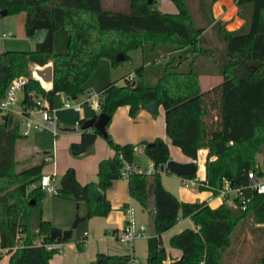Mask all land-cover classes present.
Instances as JSON below:
<instances>
[{"label": "trees", "instance_id": "obj_1", "mask_svg": "<svg viewBox=\"0 0 264 264\" xmlns=\"http://www.w3.org/2000/svg\"><path fill=\"white\" fill-rule=\"evenodd\" d=\"M126 1V10H113L105 8L103 0H0V9L7 14L25 12L26 35L34 37L45 30L31 50L0 52V97L13 78L30 73L32 63L42 66L51 61L54 68L51 88L29 77L23 88L24 110L27 105L37 103L31 94L44 95L52 103L53 95L61 91L75 100L101 58L116 65L129 57L130 50L142 49V63L135 68L132 80L126 75L123 84L113 80L98 90L99 113L108 116L106 134H100L94 126L81 128L80 139L70 144L72 154L77 156L101 135L114 154L98 162L94 182L81 183L75 169L67 167L58 179V192L61 189L59 193L84 201V218L109 214L111 205L106 190L121 178L124 162H135L138 146L114 141L108 124L118 106L128 105L129 114L135 117L151 102L162 105L167 135L185 155L196 159L200 149L208 148L206 178L198 180L201 190L216 192L224 178L232 187L245 186L249 170L264 177V168L257 159L264 144V0H236L241 13L250 12L246 25L236 31L213 23L212 5L217 0H198L196 9L191 7L190 0H172L177 12L171 13L160 11L156 0ZM212 23L226 46L218 58L223 79L202 91L197 60L214 53L203 41L204 29ZM60 27L68 31V51L56 53L54 32ZM120 54L122 60L117 59ZM42 83L51 85L44 80ZM213 110L217 111L216 117ZM2 116L0 258L9 254L8 264H50V257L59 248L45 245L67 240L50 236L56 227L42 214L44 191L38 180L48 156L53 154L44 150L36 162L22 165L16 158L17 143L24 138L19 133L17 118L12 114H6V119ZM84 120H79L80 126ZM141 145L154 163V170L130 172L129 194L149 211L158 236L173 227L180 217H189L195 226L170 238L171 245L182 251L171 264H264V242L252 250L245 262L241 259L245 246L238 245L239 240L234 244L232 239L237 228L239 235L246 228L251 233L261 230L264 234V193L245 190L249 200L244 207L227 203L212 207L206 201H180L165 189L160 178L162 171L172 173L166 168L171 160L169 145L160 137L142 141ZM183 177L195 178V173ZM129 257V254L98 253L95 262L128 264ZM147 260L148 264H167L164 246L158 247Z\"/></svg>", "mask_w": 264, "mask_h": 264}, {"label": "crops", "instance_id": "obj_2", "mask_svg": "<svg viewBox=\"0 0 264 264\" xmlns=\"http://www.w3.org/2000/svg\"><path fill=\"white\" fill-rule=\"evenodd\" d=\"M122 0H103V6L109 5L111 7L118 6ZM156 7L162 12H177V7L172 0H156ZM212 13L215 22L221 23L228 31H236L243 28L247 21L250 12L247 10L246 14L241 13V8L237 5L236 0H217L212 5ZM1 19L2 25L5 23L9 29H15L18 36L13 37L12 33L8 37L9 40L5 43V47L0 49L3 51H25L31 50L35 46V42L39 41L41 35L38 31L34 37H29L25 34V12H18L12 17ZM213 23L204 29L203 41L204 45L212 49L213 55H205L198 58L200 63L199 79L201 90L206 91L213 86L222 82V75L220 72L219 57L225 52V42L222 35L219 33L217 27H213ZM217 30V37L211 39L206 36V33ZM4 33V32H3ZM2 33V34H3ZM1 34V36H2ZM53 50L58 52H67V43L69 34L67 29L60 27L54 32ZM224 43L219 45V41ZM140 57L135 61L134 69L124 73V76L133 73L135 68L142 63V49L140 48ZM220 54V56L218 55ZM51 63V61L47 62ZM46 63V64H47ZM219 66L217 70L212 68V65ZM40 66L36 63L30 65V71L35 70ZM123 76V78H124ZM107 76L103 79H97L89 90L84 92L82 99L75 98V103L79 104V108H64L61 106L62 98L65 94L61 91L52 97L51 106L54 110L55 116L60 127V138H56L54 143L55 151L52 152L53 157L47 160V164L42 169V174H53L57 181L61 174L67 167H73L77 180L81 183L97 181V170L99 161L104 158H109L114 154V149L108 146L103 136L99 135L90 148L77 156L71 153L70 144L76 142L81 137V128L79 125L80 119H90L95 115H99V107L91 105L87 101V94L91 89L100 90L108 82ZM51 88L52 85L47 86ZM74 103V104H75ZM138 114L133 117L129 114V106L124 104L118 106L111 117L107 130L117 143L124 144L130 142L136 144L135 162L142 168H151L154 163L146 155L142 141H153L158 137L162 138L167 145H169L170 159L179 162L197 163L195 171V178L198 180H205L206 172V156L208 148H202L198 151L196 159H192L185 155L181 148L171 143L165 129V113L162 105H157L154 112H150L145 107H142ZM214 116H217V111L213 110ZM63 126V127H61ZM69 128V130H64ZM48 130V129H47ZM41 131V130H40ZM35 132V131H34ZM51 132V131H50ZM53 134V133H52ZM59 134V135H60ZM38 149V148H37ZM40 150V149H39ZM44 152V151H43ZM163 186L171 194L177 197L180 201H207L208 205L215 207L221 204V200L216 197L210 189L201 190L198 184L190 187L182 185V177L174 173L162 171L160 175ZM111 210L106 216L95 215L90 218H84L74 228L73 233L69 239L58 244L59 251L53 254L49 262L50 264H87L93 263L96 260L98 253L108 255H135L143 262L148 263L147 258L155 254L158 247L164 246L166 250L165 263L171 264L182 253L180 248H175L171 245L170 238L178 232L187 229L195 228L192 220L189 217H180L173 227L165 230L158 236L154 227L149 211L141 206L139 201L131 196L128 192V179L117 178L113 184L106 190ZM210 199V200H209ZM42 214L43 218L49 220L53 226L63 230L68 228L72 221L78 216L84 217L86 215V203L82 200H76L74 197L64 193L47 192L43 195L42 200ZM127 207L133 211V217L136 225H141L146 228L144 236L137 237L131 242L119 241L113 234V230L121 231L128 221ZM181 215V211H180ZM83 248H80V245ZM9 254H4L0 258V264H8Z\"/></svg>", "mask_w": 264, "mask_h": 264}, {"label": "built area", "instance_id": "obj_3", "mask_svg": "<svg viewBox=\"0 0 264 264\" xmlns=\"http://www.w3.org/2000/svg\"><path fill=\"white\" fill-rule=\"evenodd\" d=\"M10 32L3 33L2 36H10ZM48 64V63H47ZM43 65H46L43 64ZM42 65V66H43ZM42 66H35L37 68H42ZM29 77L36 78L45 88H48L42 83V80L37 77L35 70L30 71L29 74L19 75L13 78L3 96L0 97V115L12 114L17 118L19 133L23 137H27L31 132L40 131L48 129L56 137L60 134V127L57 121V116L54 114V110L47 100V97L36 96L31 94V98L36 100V104L27 105L26 109L21 107L19 109H14L13 105L17 103V94L19 91L23 92L24 85L26 84ZM129 80L133 79V73L127 75ZM101 94L99 91L91 89L87 94V101L92 105L99 107ZM61 106L64 108H79V104H74L72 99L64 96L62 98ZM53 156H48V159H51ZM141 168L135 162H124L123 167L121 168V178H127L130 172L132 171H142ZM148 172L154 170V166L146 169ZM248 182L245 186L241 187H232L229 184V181L224 178L223 184L219 187L216 192H212L216 197L221 200V203H227L232 207H244L245 203L249 200V196L245 190L251 192L264 193V177L255 175L253 170L247 172ZM182 177V185L185 187H190L194 184H198L197 178H188ZM39 181V185L43 191L57 193L58 192V181L53 174H42ZM212 191V190H211ZM210 200V199H209ZM207 203V201H206ZM208 204V203H207ZM128 213V221L121 231L112 232V234L122 242H131L137 237L144 236L146 228L141 225H136L133 217V211L130 207L126 209ZM45 246L59 248L56 243H47ZM128 264H143L141 260L135 255H130ZM148 264V263H145Z\"/></svg>", "mask_w": 264, "mask_h": 264}, {"label": "rangeland", "instance_id": "obj_4", "mask_svg": "<svg viewBox=\"0 0 264 264\" xmlns=\"http://www.w3.org/2000/svg\"><path fill=\"white\" fill-rule=\"evenodd\" d=\"M105 1V0H104ZM164 1V0H163ZM190 5L193 9L197 8L198 0H190ZM105 8L113 9V10H126L128 8V4L126 0H122V3L118 6L111 7L109 5L104 6ZM17 13H8L7 16H4V18L12 17V15ZM0 18H3V16L0 14ZM10 31L12 35L18 36L15 29H9L7 25L4 23L2 25L1 19H0V49H3L5 47V43L9 40V38H4L1 36V34L8 33ZM206 36L211 37V39H215L217 37V30L212 29V31H209L206 33ZM216 40V39H215ZM224 43L219 41V45H223ZM140 48L132 49L129 51V57L126 59H123V61L117 63L116 65H112L110 60L108 58H101L98 63L97 67L92 71L90 78L85 81L83 85V92L77 96V99H82L84 96V92L89 90L91 87H94L93 84L96 83L97 79H103V77L107 76L108 80H116L119 84H123V76L124 73H127L130 70L134 69V64L137 59L140 57ZM220 56V54H218ZM137 65V64H136ZM212 68L217 70L219 66L212 65ZM22 97L23 92L19 91L17 94V103L13 105L14 109H19L22 104ZM76 100V99H75ZM75 100H72L73 103H75ZM63 127V126H61ZM61 134L63 133L60 131ZM60 135L54 136L52 132H50L47 129L41 130V131H35L31 132L27 137H24L17 143V152H16V158L17 160L22 163V165H28V163L36 162L38 159H40L41 154L44 150H53L54 143L56 141V138H60ZM38 148V149H37ZM40 149V150H39ZM72 153V152H71ZM258 163L260 166L264 168V158L263 154L259 153L257 154ZM47 162L45 163V165ZM44 165V167H45ZM46 191H44V194ZM239 229L237 228L235 233L232 236L233 241H235L234 244H236L239 240L238 245L245 246L243 248V255H241V259L246 262L247 259H249L253 253V249H257L259 245H261L264 242V234H262L261 230L255 231L254 233L250 232L247 228L245 231L242 232V234H238ZM238 234V235H237ZM245 239V241H244ZM244 243V244H243ZM242 261V262H243Z\"/></svg>", "mask_w": 264, "mask_h": 264}, {"label": "water", "instance_id": "obj_5", "mask_svg": "<svg viewBox=\"0 0 264 264\" xmlns=\"http://www.w3.org/2000/svg\"><path fill=\"white\" fill-rule=\"evenodd\" d=\"M150 2H152V0H149ZM0 14L1 15H6L7 11L6 10H1L0 9ZM44 32L45 30L42 29L40 32V36H39V41L43 38L44 36ZM118 60H122L123 59V55L120 54L117 56ZM36 75L37 77H39L41 80L47 81L49 83H52V79H53V72H54V68L52 67L51 63H48L46 65H43L42 68H36L35 69ZM145 109H147L150 112H154L156 105L151 102L146 104ZM4 119H6L7 117L5 115L2 116ZM108 121V116L104 113H99L98 117L96 118L95 116H93L90 119H85L83 121V123L81 124L80 128H90L92 126H94L97 131H99L100 134L105 135L106 134V130H105V125ZM64 130H69V128H64ZM260 151L262 154H264V144L261 146ZM166 168L171 171L174 174L180 175V176H192L193 173H195L196 169H197V163L195 161H191V162H179V161H174V160H169L166 164ZM59 192H61V189H59ZM31 203H34V200L30 201ZM84 219V217L82 216H77L72 223L70 224V226L68 228H65L63 230L57 229V228H53L50 236L52 238L55 239H69L73 233L74 228L79 224L80 221H82ZM94 264H99L98 261H96Z\"/></svg>", "mask_w": 264, "mask_h": 264}]
</instances>
